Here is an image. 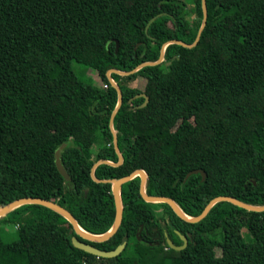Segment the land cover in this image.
<instances>
[{
    "label": "trees",
    "instance_id": "trees-1",
    "mask_svg": "<svg viewBox=\"0 0 264 264\" xmlns=\"http://www.w3.org/2000/svg\"><path fill=\"white\" fill-rule=\"evenodd\" d=\"M207 7L197 46L171 43L160 64L112 74L124 100L113 132L119 96L107 72L157 62L174 40L194 43L202 0H0V208L52 200L86 232L107 233L116 218L113 184L92 171L101 160L119 162L114 135L123 163L97 166L98 180L143 170L147 194L171 198L190 217L219 196L264 206V0ZM139 79L143 90L130 85ZM142 93L150 100L139 108ZM63 144L69 180L55 162ZM194 170L206 180L187 178ZM140 186V176L123 185L122 224L101 243L79 237L48 207H17L0 217V264H264V212L218 202L189 223L167 203L146 202ZM9 223L18 237L5 242L1 226ZM213 225L220 238L204 233ZM177 232L188 239L180 251L168 243L183 244ZM73 237L104 251L126 247L97 257Z\"/></svg>",
    "mask_w": 264,
    "mask_h": 264
},
{
    "label": "water",
    "instance_id": "water-1",
    "mask_svg": "<svg viewBox=\"0 0 264 264\" xmlns=\"http://www.w3.org/2000/svg\"><path fill=\"white\" fill-rule=\"evenodd\" d=\"M202 9H203V21H202V25L200 27V30L198 32L197 38L194 41V43L192 44H186L184 42L178 41V40H174L171 41L169 43H167L164 48L162 49L161 52V57L157 62L151 63H143L141 64L139 67H137L136 69H134L131 72H122L119 70H109L107 72V76L108 79L110 81V83L112 84V86L117 90L118 92V96H119V101H118V105L115 109V111L112 114L111 117V121H110V125L111 128L114 131V120L115 117L119 111V109L121 108L122 104H123V94L122 91L120 90L119 86L117 85V83L114 81V79L112 78V74H118V75H123V76H127V75H131L135 72H137L138 70H140L141 68L145 67V66H150V65H158L160 64L163 60H164V51L165 48L167 47L168 44L171 43H176L179 45H182L186 48H193L195 46L198 45L201 36L203 34V31L206 28L207 25V21H208V7H207V0H202ZM162 16V14H158L155 17H153L147 27H146V33L148 34L149 32V28L152 25L153 22H155L157 20L158 17ZM117 43V50L120 47V43L119 41L116 42ZM144 98L145 101L142 105L139 106V108L141 107H145L148 103H149V96L146 93H142L139 94L137 96V98ZM133 100V99H132ZM131 100V101H132ZM114 140H115V150L116 153L119 157V162L118 163H113L107 160H101L98 163L95 164L93 171H92V176L93 178L98 181V182H107V183H111L113 184V195H114V200H115V206H116V218H115V223L113 225V227L105 234L103 235H94V234H90L88 232H86L83 228H81V226L79 225L77 219L74 217L73 214H71L67 209H65L64 207H62L61 205L57 204L56 202L52 201V200H47V199H42V198H32V197H26V198H22V199H18L13 201L12 203L0 208V217H4L6 216L9 212H11L12 210L16 209L19 206L22 205H26V204H37V205H42L45 207H48L56 212H59L60 214H62L64 217H66L68 219V221L70 222V224L74 227V230L76 232V234L89 241V242H96V243H101L104 241L109 240L113 235H115L117 233V231L119 230L122 221H123V202H122V189H123V185L129 181H131L132 179H134L136 176H140L141 178V186H140V193L143 197V199L146 202L152 203V204H157V203H167L171 206V208L173 209V211L184 221L189 222V223H199L201 222L210 212V210L212 209V207L218 203V202H230L240 208L246 209L248 211H254V212H264V206H253L250 204H247L239 199H236L234 197L231 196H219L217 198H214L204 209V211L196 217H190L188 215H186L182 209L179 207V205L172 200L171 198L168 197H164V196H153V195H149L146 192V181H147V175L143 170H136L133 173H131L130 175L121 178V179H110V180H98L95 177V168L101 164H109L111 166H120L123 163V157L121 154V151L119 149V145H118V140H117V136L114 135ZM66 145L63 144L61 145L55 152V162H56V166L58 168V171L65 177V179L69 180L70 179V175L67 172V170L65 169L63 162H62V152L65 149ZM194 174H201L202 175V180L205 181L207 178V173L203 170H194L188 173L187 178H189L190 176L194 175ZM178 235L181 237V240L183 241V244L181 246H177L173 243V241L171 239H168V243L169 245L175 249V250H183L186 248V246L188 245V239L185 235L181 234L180 232H177ZM73 245L80 249L83 250L86 253L89 254H93L97 257H103V258H115L118 257L123 250L126 247V243L118 246L116 249L111 250V251H104L101 250L97 247H95L93 244L85 242V241H81L78 237H73Z\"/></svg>",
    "mask_w": 264,
    "mask_h": 264
},
{
    "label": "rangeland",
    "instance_id": "rangeland-1",
    "mask_svg": "<svg viewBox=\"0 0 264 264\" xmlns=\"http://www.w3.org/2000/svg\"><path fill=\"white\" fill-rule=\"evenodd\" d=\"M90 74L94 75V77L96 78V80H95L96 84H99L100 86H104L105 82L100 80V78L98 77V74L95 71L90 70ZM130 85H132L133 87H138L142 90L144 88V86H142L143 84H142L141 79L137 80L136 82L131 83ZM98 147H99L98 145H95L94 149L98 150ZM203 231L207 236H210V237L212 235H216L218 238H220L222 236V230L220 228V225H213L209 228H205ZM1 233H2V237H3L5 242H11V241L17 239V237H18L16 227L10 223L9 224H3L1 226ZM217 253H218V255H221V250L217 249ZM73 256L74 255L71 253V257H73ZM80 264H82V263H80Z\"/></svg>",
    "mask_w": 264,
    "mask_h": 264
},
{
    "label": "flooded vegetation",
    "instance_id": "flooded-vegetation-1",
    "mask_svg": "<svg viewBox=\"0 0 264 264\" xmlns=\"http://www.w3.org/2000/svg\"><path fill=\"white\" fill-rule=\"evenodd\" d=\"M181 238V237H180ZM183 242V241H182ZM177 246H181V245H177Z\"/></svg>",
    "mask_w": 264,
    "mask_h": 264
},
{
    "label": "built area",
    "instance_id": "built-area-1",
    "mask_svg": "<svg viewBox=\"0 0 264 264\" xmlns=\"http://www.w3.org/2000/svg\"><path fill=\"white\" fill-rule=\"evenodd\" d=\"M105 87H108L107 85H105Z\"/></svg>",
    "mask_w": 264,
    "mask_h": 264
}]
</instances>
